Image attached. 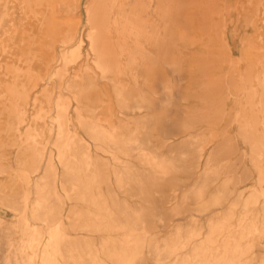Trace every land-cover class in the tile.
<instances>
[{"label": "bare ground", "instance_id": "1", "mask_svg": "<svg viewBox=\"0 0 264 264\" xmlns=\"http://www.w3.org/2000/svg\"><path fill=\"white\" fill-rule=\"evenodd\" d=\"M87 15V29L63 36L72 46L58 45L52 17L51 108L7 111L0 210L12 218L0 215V264H264V74L251 85L240 76L234 120L250 149L235 141L233 159L220 126L232 72L208 81L220 94L191 99L178 90L195 64L180 57L201 51L167 48L147 93L146 19L97 3ZM247 158L256 184L242 188L254 176Z\"/></svg>", "mask_w": 264, "mask_h": 264}, {"label": "rangeland", "instance_id": "2", "mask_svg": "<svg viewBox=\"0 0 264 264\" xmlns=\"http://www.w3.org/2000/svg\"><path fill=\"white\" fill-rule=\"evenodd\" d=\"M96 3L104 6L105 12L122 13L135 24L140 17L146 19L148 33L141 43L152 51L150 62L156 69L148 73L150 80L144 88L147 93L154 91L157 69L166 57L164 49L167 48L201 51L191 58L180 57L183 62L195 64L189 69L190 84L182 81L178 90L191 99L207 93L220 94L218 88L209 91L210 82L219 81L215 73L222 67L226 72H232L228 75L226 91L232 100L220 118L222 123H216L226 128L227 139L229 137L230 145L234 146L233 159L239 156L235 152L236 142L242 149H250L238 136L239 123L234 119L239 107L235 106V100L240 92L241 75L246 76L251 85L257 84L253 81L255 75L264 74V0H0V125H3L0 126V140L9 139L14 134L8 132V109H27L32 115L51 108L43 93L52 95V87L43 89V86L52 73V17L59 31L58 45L61 46L64 40L66 46H72L74 41L63 39V36L74 30L87 29V7ZM87 44L86 41L84 47ZM207 61L212 62L210 70L203 65ZM159 94L163 103L158 114H163L168 96L163 90ZM110 96L107 100L112 101L111 108L117 111L114 93L110 92ZM91 98L98 103L96 95ZM180 102L186 105L184 101ZM216 112V116L220 114L219 110ZM6 113L8 116H4ZM252 117L250 114L247 123L257 124ZM254 132H257L256 128ZM244 164L252 169L254 176L241 187L250 188L256 184V171L248 158ZM243 169L242 166L240 171ZM3 211L0 210V215L12 218Z\"/></svg>", "mask_w": 264, "mask_h": 264}]
</instances>
